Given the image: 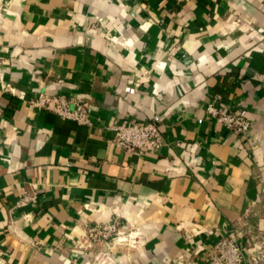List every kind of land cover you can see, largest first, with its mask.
Here are the masks:
<instances>
[{
	"label": "crops",
	"instance_id": "obj_1",
	"mask_svg": "<svg viewBox=\"0 0 264 264\" xmlns=\"http://www.w3.org/2000/svg\"><path fill=\"white\" fill-rule=\"evenodd\" d=\"M42 91L85 98L93 124ZM214 95L248 136L206 116ZM127 119L164 145L123 150ZM110 218L126 240L89 245ZM237 232L264 245V0H0V264H207Z\"/></svg>",
	"mask_w": 264,
	"mask_h": 264
},
{
	"label": "built area",
	"instance_id": "obj_2",
	"mask_svg": "<svg viewBox=\"0 0 264 264\" xmlns=\"http://www.w3.org/2000/svg\"><path fill=\"white\" fill-rule=\"evenodd\" d=\"M184 2L186 0H178ZM31 103L39 108L52 111L64 119L73 120L83 126H91L93 118L89 102L80 96L66 94H49L40 92ZM206 116L214 119L234 134L248 136L252 122L247 111H233L224 105L220 95H214L205 107ZM202 120V119H201ZM200 120V121H201ZM114 136L112 141L126 152L144 153L148 150H158L164 145V138L159 124L155 121L138 122L124 120L113 125ZM37 202L34 192L22 193L17 206H27ZM126 228L118 218H110L106 222H97L87 226L83 237L89 245L95 242H116L126 240ZM131 235V234H129ZM241 232L236 236H223L218 240L210 252L207 264H264V245L259 238L253 239L249 252L244 250L239 239ZM104 259H97L94 264H105Z\"/></svg>",
	"mask_w": 264,
	"mask_h": 264
}]
</instances>
